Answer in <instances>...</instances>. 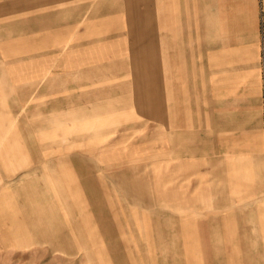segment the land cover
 I'll use <instances>...</instances> for the list:
<instances>
[{
    "label": "crops",
    "instance_id": "crops-1",
    "mask_svg": "<svg viewBox=\"0 0 264 264\" xmlns=\"http://www.w3.org/2000/svg\"><path fill=\"white\" fill-rule=\"evenodd\" d=\"M74 1L0 0V10L24 12L43 5L42 19L27 16L17 22L46 23L49 30L58 24L61 33L75 17L84 15L79 12L86 4ZM80 22L90 23V29L84 30L90 46L123 49V59L108 63L110 71L111 66H121L116 89H122L118 96L123 99V165L116 169L121 164L120 158L115 159L119 151L112 161L110 152L107 158L83 152L60 156L57 164L65 167L71 162L75 169L77 183L68 182L69 192L79 188L85 192L90 201L85 216L91 208L92 213L101 214L98 206H104L112 254L122 247L126 254L134 252L128 243L142 233L136 226L140 218L144 224L153 221L162 245L173 250L179 242L184 247L155 253L160 260L165 256L170 264H190V245L186 247L185 241L194 231L182 230V223L195 226L194 237L202 248L200 264H211V243L219 244V257H231L233 245H223L231 239L224 225L229 223L226 214L212 217L207 213L220 208L215 200L199 198L200 203L192 205L196 210H190L188 202L179 203L175 197L167 198L171 206L161 199L167 190L183 193L186 178L178 177L192 175L198 178L193 190H203L211 176H219L224 190L235 192L234 199L241 197L237 204L256 208L264 202V198L250 195L248 200L239 194L251 189L247 185L255 187L264 174L260 130L264 123V0H91L89 18ZM107 93L116 100L111 88ZM167 184L171 187L163 188ZM115 187L123 191L121 197L114 193ZM115 209H121L124 231L114 227ZM258 212L251 210L253 218ZM68 213L76 220L82 215L78 210ZM214 223L224 229L218 237ZM2 239L0 235V247ZM112 239L117 240L114 250ZM123 264L132 263L128 259Z\"/></svg>",
    "mask_w": 264,
    "mask_h": 264
},
{
    "label": "rangeland",
    "instance_id": "rangeland-1",
    "mask_svg": "<svg viewBox=\"0 0 264 264\" xmlns=\"http://www.w3.org/2000/svg\"><path fill=\"white\" fill-rule=\"evenodd\" d=\"M72 3H85L79 12L84 15L75 17L61 33L58 24L49 30L46 23L38 26L17 22L27 16L42 19L46 12L43 5L24 12L0 10V264H123L128 259L132 264H170L165 256L160 260L155 253H172L184 247L178 242L175 249L171 250L170 245L168 249L161 239L157 240L153 221L144 224L140 218L136 226L142 233L128 243L134 252L126 254L122 247L117 254L110 253L104 206H98L101 214L92 213L91 208L85 216L90 211L85 192L80 188L68 190L69 181L77 183L73 164L63 167L55 162L72 152L104 158L110 152L112 161L113 154L119 151L115 159L120 158L121 164L116 169L123 165V99L118 96L122 89H116L121 82V66H111L112 71L108 68L111 61L123 59V49L90 46V36L84 33L90 23L80 21L89 18L91 0ZM73 44L78 46L70 48ZM110 88L115 101L108 97ZM260 130L264 137V123ZM26 169L33 170L25 174ZM182 178H186L183 193L164 191L162 204L175 197L177 202H188L190 210H196L193 203L210 197L220 208L207 210L208 215L226 214L229 221L224 225L231 239L223 245H233L232 256L219 257V244L211 243V264H221L223 259L225 264H264V202L256 208L237 204L236 199L241 197L234 199L235 192L224 190L219 176H211V182L201 191L193 190L198 178L180 176L178 180ZM257 181L255 187L247 185L245 188L251 189L239 194L248 200L250 195L264 198V174ZM166 186L171 187L167 184L163 188ZM115 190L121 197V188ZM32 209L33 215H21ZM254 209L259 212L253 218ZM77 210L82 215L76 220L68 212L76 214ZM115 211L114 227L124 231L121 209ZM233 219L239 222L232 223ZM181 225L182 230L196 231L193 224ZM222 230L214 223L216 237ZM194 232L185 246L190 245L189 263L200 264L198 254L202 248H198ZM116 239H112V250L117 248Z\"/></svg>",
    "mask_w": 264,
    "mask_h": 264
}]
</instances>
